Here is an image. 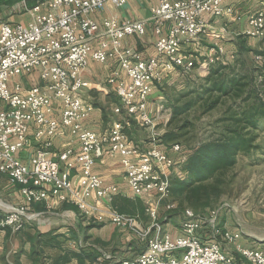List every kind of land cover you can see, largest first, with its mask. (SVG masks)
<instances>
[{
    "label": "built area",
    "instance_id": "built-area-1",
    "mask_svg": "<svg viewBox=\"0 0 264 264\" xmlns=\"http://www.w3.org/2000/svg\"><path fill=\"white\" fill-rule=\"evenodd\" d=\"M128 1L45 0L25 9L31 15L27 23L0 20V175L19 187L28 204L51 208L68 203L83 217L129 231L143 251L119 264H264L263 250L236 244L239 235L221 228L220 210L202 215L185 209L179 235L165 230L158 212L160 202L170 194L171 172L181 168L186 154L181 145L168 149L155 138L154 114L164 112L165 107L162 101L151 106V94L175 71L193 70L196 61L189 51L212 36L207 20L232 15L233 5H226V0H158L148 20L103 15L108 3L122 9ZM257 1L262 8L250 15L247 35L261 39L264 0ZM149 23L154 34L153 56L123 46L127 37H143ZM212 51L213 57L200 63L202 74L210 64L221 62L217 55L221 48ZM90 61H116L107 83L118 100L113 112L119 120L103 132L85 125L91 107L83 95L90 84L82 73ZM33 74L38 84L25 86L14 80ZM132 122L152 132L150 146L140 148L129 139ZM67 133L70 144L52 156L48 149L53 141ZM33 138L41 146L25 163L20 154ZM105 155L120 157L132 194L147 197L146 223L112 208V197L119 189L107 186L93 173ZM165 207L175 208L172 204ZM26 211L23 206L3 212L0 226L20 231ZM222 242L234 245L246 263L226 251ZM77 245L72 242L71 247Z\"/></svg>",
    "mask_w": 264,
    "mask_h": 264
},
{
    "label": "crops",
    "instance_id": "crops-1",
    "mask_svg": "<svg viewBox=\"0 0 264 264\" xmlns=\"http://www.w3.org/2000/svg\"><path fill=\"white\" fill-rule=\"evenodd\" d=\"M157 2L158 0H129L127 5L122 9H116L108 3L103 15L110 18H141L148 20L151 15V9L157 5ZM225 4L233 5V14L225 15L221 18L208 19L207 24L212 36L204 38L199 46L189 51L195 58L196 62L194 68L197 67L199 74H202L200 63L213 57V47L221 48V53L217 55H220L221 63L227 64L231 61L233 53L236 52L237 43L241 40V37L247 39L249 44L252 41H255L254 38H250L247 35V31L250 29L248 21L250 15L261 9L262 5L258 3L257 0H226ZM27 19L28 20L25 21L26 23L30 21L31 17ZM123 46L130 50H136L143 56H153L155 50L152 25L149 23L147 32L143 37H127L123 42ZM115 63L116 61L108 64L91 61L86 70L82 73V78L90 84V88L86 90L83 95L85 103L91 107L90 115L88 119H86L85 125L96 132L107 130L113 122L112 119L110 120L107 112L109 110L112 111L114 107L111 105V97H115V95L111 91L107 79L112 75V72L116 67ZM179 72L183 73L181 70H178L174 72V75H179ZM38 82L37 74H33L30 78L22 81L25 86L38 84ZM153 92L151 95H153ZM156 96L155 93V95L150 97L151 106L154 105V103L161 101ZM154 115L157 117L156 125L161 122L160 120L165 123V119L163 116H159V113H155ZM129 131L133 132L131 127L128 132ZM70 140L71 135L68 133L61 137H57L53 141V145L48 149L49 153L52 156H56L59 151H61L66 145L70 144ZM131 141L140 148L146 146V143L142 144V139H139L138 141L133 140L132 138ZM40 146V142L35 138L31 140L26 150L20 154L25 163L27 162L28 156ZM73 147L77 148V145L73 144ZM93 173L99 176L107 186H116L119 189L118 196L135 198L124 179L120 157H111L109 155L103 156L94 165ZM3 177H5L6 184L9 187L8 196L10 200L7 201L3 198L4 188L0 186V210L3 212L1 209L2 207L16 209L24 206L27 211H30V215L27 219L31 223L19 233L6 234L5 230H0V264H31V245L22 240L25 238V232L33 234L35 231L46 233L51 230H56L57 233L67 237L66 242L62 245L70 248L73 240L77 241L81 239V235L87 231L86 234L92 242L100 240L109 245V249L112 252L110 256L112 257V260L110 261L112 264H119V261L122 260H131L143 251V246L139 244L137 239L129 231L117 228L108 222L101 223L96 222L91 218L83 217L77 207L68 203H58L52 205L51 208H47L44 204H40L38 206L42 208L44 207V210H37V205L28 204L23 199L18 186L10 184L5 175H0V178ZM76 179V177L72 178L74 182ZM75 187L78 186L75 185ZM138 198L142 200L144 206L147 208V197L142 196ZM3 201H6L8 204ZM90 202L93 203L92 200ZM165 210H167L166 207ZM167 211H164L163 206L162 209L161 207L158 209L160 220L163 223L165 230L174 235H179L182 218L175 219L172 216L173 212ZM162 214L164 215L161 219ZM34 220L35 223L33 222ZM87 245L95 246L94 243ZM69 264H77V262L73 260Z\"/></svg>",
    "mask_w": 264,
    "mask_h": 264
},
{
    "label": "rangeland",
    "instance_id": "rangeland-1",
    "mask_svg": "<svg viewBox=\"0 0 264 264\" xmlns=\"http://www.w3.org/2000/svg\"><path fill=\"white\" fill-rule=\"evenodd\" d=\"M43 1L45 0H0V20L24 24L26 23L25 21L28 20L27 18L31 16L25 9H29L36 3ZM242 39L245 38L241 37V40ZM254 40L255 41L252 42L250 41L251 43L249 44L246 39L247 50L241 55H238L239 49L236 47V52L233 53L231 61L227 64L232 66L235 65L237 70L244 74H249L251 70L257 71L258 69L264 68V57L257 56L258 51L264 50V37L261 39L254 38ZM237 59L239 60L237 61ZM208 72L209 70H207L205 74H199L197 67H195L189 73L179 72V75H174L173 73L168 76L162 86L154 89L153 95L156 93V97L162 101L165 107L164 112L159 113V116H163L165 121L168 118V121L165 123L160 120L161 122L157 124L153 130L156 134L154 136L157 138L159 144L168 147V149L175 144L189 149L199 142L216 137L218 133H220L221 127L226 123L217 122L228 117L226 114L228 106H233L234 104L231 99L223 98L217 107L209 111L206 110L203 100L199 99L196 93L200 91L202 83L200 78L205 77ZM30 77L31 76H28V78ZM24 79H27V77H15L14 80L22 83ZM9 89L10 91L13 89V84H10ZM194 90L196 91L192 92ZM187 92V96L181 97V95ZM153 95H151V97ZM177 99H180V101L178 102ZM190 100H194L195 105L186 113L178 115L173 119V107L176 105L177 107L181 106ZM117 104L118 100L116 97L112 96L111 105L115 106ZM107 114L110 120H119L118 116L114 114L113 109L112 111L109 110ZM182 124H186L187 128L179 132L177 137L171 139L168 142L169 146L160 142V137L164 133L176 129V127ZM262 125L264 129V124ZM131 128L133 132H128L130 140H132V138L138 141L142 139V144L146 143L145 147L150 146V141L153 140L151 131H145L137 124H134ZM257 133L259 136L255 144L258 148L249 153L238 154L236 164L223 175L222 179L224 183L222 185L218 186L213 179L204 182V185H207L209 189L207 193L202 195L200 200H191V202L193 201V205L186 200V193L178 199H174L171 194H169L166 199L160 202L161 209L163 206L164 211H167L165 210V205H174L175 209L167 212H173L172 216L175 219L182 218L184 209H192L196 212L204 213L206 211L220 210L218 219L219 225L222 229L239 235L236 244L247 248H260L264 251V130H259ZM171 173L172 179L174 180L184 181L188 176L182 168H175ZM0 186L4 188L3 198L9 201V187L6 184L5 177L0 178ZM211 187H218V190L214 191ZM1 209L3 212L8 213L15 208L2 207ZM29 213L30 211H26L23 217V228L21 231L31 223L27 219L30 215ZM163 215L164 214L161 215V219ZM33 222L35 223V220ZM89 222L92 223L91 221ZM86 233L87 231L81 235V239L77 241L73 240V242L78 245L81 244L82 246L94 243L97 250L101 253L97 258V264H112L110 263L112 260V257H110L112 252L109 249V245L100 240L92 242L89 240ZM222 245L223 248L235 256L239 262L246 263L236 251L234 245H228L225 244V242H222ZM46 253L50 254L54 252L47 250Z\"/></svg>",
    "mask_w": 264,
    "mask_h": 264
},
{
    "label": "trees",
    "instance_id": "trees-1",
    "mask_svg": "<svg viewBox=\"0 0 264 264\" xmlns=\"http://www.w3.org/2000/svg\"><path fill=\"white\" fill-rule=\"evenodd\" d=\"M246 43V39L238 41V55L247 50ZM257 56L264 57V50L258 51ZM208 70V74L200 78L202 82L200 91L196 93L197 97L203 100L206 110L217 107L223 98L231 99L235 106H228L226 111L228 117L217 122L226 124H223L216 137L199 142L189 149L183 148L186 160L181 168L188 176L184 181L172 179L170 194L174 199H178L186 193V200L191 205L193 201L200 200L202 195L207 193L209 187L204 185V182L213 179L218 186L224 183L222 177L236 164L238 154L257 149L258 146L255 144L259 136L257 131L264 130L262 125L264 124V68L244 74L240 73L235 65L215 62L210 64ZM187 94L188 92L181 97ZM177 101L179 102L180 99ZM194 105V100L187 101L178 107L176 105L173 107L172 118L175 119L178 115L186 113ZM134 124L135 122H132L131 127ZM186 128V124H182L164 133L160 137V142L169 146L168 142ZM211 189L217 191L218 187H211ZM34 205H37V210H44V207L38 206L40 204ZM111 206L120 214L138 217L143 222L148 220L146 207L138 197L127 198L115 195L112 197ZM196 213L204 215L207 211ZM3 215L4 213L0 211V220ZM0 230H5L6 234L13 233L9 227L0 226ZM24 236L22 241L31 245V264H69L73 260L77 264H97V258L101 254L96 246L92 245L80 244L75 248L63 246L67 237L57 233L56 230L46 233L35 231L33 234L25 232ZM47 250L54 253L47 254Z\"/></svg>",
    "mask_w": 264,
    "mask_h": 264
}]
</instances>
